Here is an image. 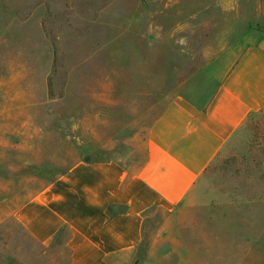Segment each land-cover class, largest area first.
Returning a JSON list of instances; mask_svg holds the SVG:
<instances>
[{
	"label": "rangeland",
	"instance_id": "374dc122",
	"mask_svg": "<svg viewBox=\"0 0 264 264\" xmlns=\"http://www.w3.org/2000/svg\"><path fill=\"white\" fill-rule=\"evenodd\" d=\"M264 0H0V264H66L14 219L79 161L139 162L153 119ZM159 217L137 264H264V109Z\"/></svg>",
	"mask_w": 264,
	"mask_h": 264
},
{
	"label": "crops",
	"instance_id": "0c3cea01",
	"mask_svg": "<svg viewBox=\"0 0 264 264\" xmlns=\"http://www.w3.org/2000/svg\"><path fill=\"white\" fill-rule=\"evenodd\" d=\"M264 109V32L245 31L153 119L142 159L79 161L36 191L15 221L66 264H137L159 217L192 206L205 171Z\"/></svg>",
	"mask_w": 264,
	"mask_h": 264
}]
</instances>
